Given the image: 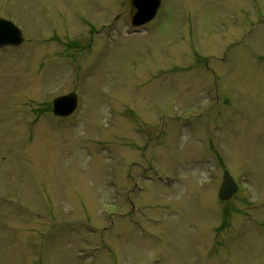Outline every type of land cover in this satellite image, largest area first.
Wrapping results in <instances>:
<instances>
[{
  "label": "rangeland",
  "instance_id": "1",
  "mask_svg": "<svg viewBox=\"0 0 264 264\" xmlns=\"http://www.w3.org/2000/svg\"><path fill=\"white\" fill-rule=\"evenodd\" d=\"M0 16L24 35L0 48V264H264V0H162L137 32L127 0Z\"/></svg>",
  "mask_w": 264,
  "mask_h": 264
},
{
  "label": "water",
  "instance_id": "2",
  "mask_svg": "<svg viewBox=\"0 0 264 264\" xmlns=\"http://www.w3.org/2000/svg\"><path fill=\"white\" fill-rule=\"evenodd\" d=\"M129 5V22L134 27H140L154 18L161 0H127ZM21 28L13 21L0 16V47L16 46L23 42ZM77 95L69 92L52 100V112L56 115L67 116L77 106ZM238 190V184L228 170L222 173V180L218 189L221 200L229 199Z\"/></svg>",
  "mask_w": 264,
  "mask_h": 264
},
{
  "label": "flooded vegetation",
  "instance_id": "3",
  "mask_svg": "<svg viewBox=\"0 0 264 264\" xmlns=\"http://www.w3.org/2000/svg\"><path fill=\"white\" fill-rule=\"evenodd\" d=\"M74 115V113H72V114H70V115H68V116H66V117H61V116H56V118H61V119H66V120H68L70 117H72ZM55 116V115H54ZM129 204L130 205H133L134 203H133V201H129Z\"/></svg>",
  "mask_w": 264,
  "mask_h": 264
}]
</instances>
